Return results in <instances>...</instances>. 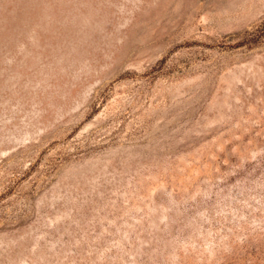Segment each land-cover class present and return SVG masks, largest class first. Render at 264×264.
Instances as JSON below:
<instances>
[{"label":"rangeland","instance_id":"374dc122","mask_svg":"<svg viewBox=\"0 0 264 264\" xmlns=\"http://www.w3.org/2000/svg\"><path fill=\"white\" fill-rule=\"evenodd\" d=\"M0 264H264V0H0Z\"/></svg>","mask_w":264,"mask_h":264}]
</instances>
